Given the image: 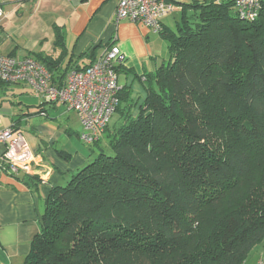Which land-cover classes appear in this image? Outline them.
I'll list each match as a JSON object with an SVG mask.
<instances>
[{"label": "trees", "instance_id": "trees-1", "mask_svg": "<svg viewBox=\"0 0 264 264\" xmlns=\"http://www.w3.org/2000/svg\"><path fill=\"white\" fill-rule=\"evenodd\" d=\"M180 5L145 100L51 191L24 264H245L264 243V4Z\"/></svg>", "mask_w": 264, "mask_h": 264}, {"label": "crops", "instance_id": "crops-1", "mask_svg": "<svg viewBox=\"0 0 264 264\" xmlns=\"http://www.w3.org/2000/svg\"><path fill=\"white\" fill-rule=\"evenodd\" d=\"M119 1L0 0V56L35 58L53 67L56 78L66 79L117 45L126 56L118 70L121 105L134 108L146 98L148 76L169 60V48L162 34L129 21L117 23ZM163 25L173 29L166 19ZM11 126L25 134L36 164L31 175L14 176L0 168V264H24L51 191L66 186L94 160L97 148L80 141L81 125L74 112L47 104L24 83L0 85V131ZM3 151L0 144V156ZM260 263L264 243L245 264Z\"/></svg>", "mask_w": 264, "mask_h": 264}, {"label": "built area", "instance_id": "built-area-1", "mask_svg": "<svg viewBox=\"0 0 264 264\" xmlns=\"http://www.w3.org/2000/svg\"><path fill=\"white\" fill-rule=\"evenodd\" d=\"M233 2L238 17L246 22L255 21L264 4V0ZM179 9L173 0H120L115 20L117 23L129 21L160 35L165 30L163 21ZM125 62L126 56L120 48L111 45L90 66L73 70L63 84L56 85L49 70L35 58L0 56V82L24 83L47 104L61 105L68 112H74L81 125L80 141L92 147L102 140L121 104L118 70ZM0 144L4 146L0 156L3 171L14 176L34 172L35 155L20 129L11 126L0 131Z\"/></svg>", "mask_w": 264, "mask_h": 264}, {"label": "rangeland", "instance_id": "rangeland-1", "mask_svg": "<svg viewBox=\"0 0 264 264\" xmlns=\"http://www.w3.org/2000/svg\"><path fill=\"white\" fill-rule=\"evenodd\" d=\"M174 1H175V4L179 7V6H181L180 4H192L195 1L203 2L205 0H174ZM179 8H180L179 11L178 10L174 11L169 17L166 18L167 24L171 25L173 28L175 27V23L178 22L180 20V18H181V8L182 7H179ZM116 117L117 116H114L111 122L115 121ZM110 124H112V123H110ZM84 146H86V145H84ZM100 146L102 148H104L106 153H109L108 143H107L106 140H102ZM95 153H96V157H97L98 153L97 152H95Z\"/></svg>", "mask_w": 264, "mask_h": 264}]
</instances>
